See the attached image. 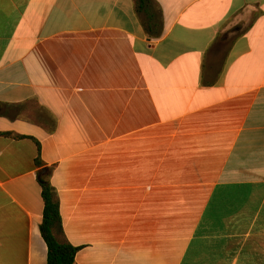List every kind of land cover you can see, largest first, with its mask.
Wrapping results in <instances>:
<instances>
[{"label":"crops","instance_id":"1","mask_svg":"<svg viewBox=\"0 0 264 264\" xmlns=\"http://www.w3.org/2000/svg\"><path fill=\"white\" fill-rule=\"evenodd\" d=\"M41 176L73 264H264V0H0V264Z\"/></svg>","mask_w":264,"mask_h":264},{"label":"trees","instance_id":"2","mask_svg":"<svg viewBox=\"0 0 264 264\" xmlns=\"http://www.w3.org/2000/svg\"><path fill=\"white\" fill-rule=\"evenodd\" d=\"M6 136L10 135L6 134ZM36 164L38 167L42 166L40 146L38 147ZM39 184L44 202V215L40 230L48 247V264H73L81 248L62 243L56 237L55 229L61 223L59 202L47 176L39 177Z\"/></svg>","mask_w":264,"mask_h":264},{"label":"water","instance_id":"3","mask_svg":"<svg viewBox=\"0 0 264 264\" xmlns=\"http://www.w3.org/2000/svg\"><path fill=\"white\" fill-rule=\"evenodd\" d=\"M45 171V170H44Z\"/></svg>","mask_w":264,"mask_h":264}]
</instances>
